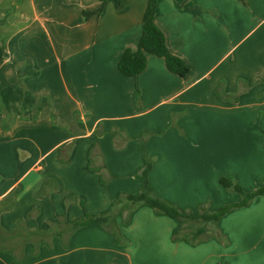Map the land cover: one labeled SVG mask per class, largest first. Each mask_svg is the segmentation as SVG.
I'll return each instance as SVG.
<instances>
[{
	"label": "crops",
	"instance_id": "obj_1",
	"mask_svg": "<svg viewBox=\"0 0 264 264\" xmlns=\"http://www.w3.org/2000/svg\"><path fill=\"white\" fill-rule=\"evenodd\" d=\"M147 4L0 0V264H264V194L221 217L227 244L174 242L178 222L147 205L115 213L118 243L112 226L70 229L136 194L144 158L156 195L192 212L239 202L222 178L264 184V0H157L189 73L147 54L127 77Z\"/></svg>",
	"mask_w": 264,
	"mask_h": 264
},
{
	"label": "trees",
	"instance_id": "obj_2",
	"mask_svg": "<svg viewBox=\"0 0 264 264\" xmlns=\"http://www.w3.org/2000/svg\"><path fill=\"white\" fill-rule=\"evenodd\" d=\"M101 1L104 2L105 0ZM114 1L118 6L120 0ZM156 7L157 0H148L137 45L134 48H126L118 60L117 69L124 76L135 77L140 74L146 67L147 54L162 58L167 70L173 74L185 77L189 73V69L183 61L172 55L167 49L165 37L155 24ZM86 16L87 14H84V17ZM2 56L3 52L0 47V60ZM151 167V160L144 158L143 168L135 174V179L140 184L136 194H120L117 201L110 206L107 214L86 216L81 220L74 221L70 224L71 231L91 224H97L103 228L112 226L113 229L110 230L115 237V243H118L121 236L116 227L115 213L126 206L129 217L137 207L147 205L156 214L165 215L178 222L179 226L172 234V241L174 242L185 240L194 246L210 238H215L217 241L227 244V240L217 226L221 217L233 209L248 205L254 198L264 194V184L256 190L245 193L235 182L222 178L219 180L220 185L226 190L238 193L242 198L240 202L228 204L215 212L207 211L206 205L199 206L196 212L183 210L156 195L148 180ZM125 222L127 223V220ZM37 235L43 234L37 233ZM13 237V234H5L0 230V250L5 249L4 244Z\"/></svg>",
	"mask_w": 264,
	"mask_h": 264
},
{
	"label": "rangeland",
	"instance_id": "obj_3",
	"mask_svg": "<svg viewBox=\"0 0 264 264\" xmlns=\"http://www.w3.org/2000/svg\"><path fill=\"white\" fill-rule=\"evenodd\" d=\"M255 190H256V189H255ZM243 192H245V193H249L250 191L247 192V191L243 190ZM237 194H238V193H237ZM238 195H239V194H238ZM241 199H242V198H241V196L239 195V202L241 201ZM221 208H222V207H221ZM206 209H208L207 206H206ZM218 210H219V209H217L216 211H218Z\"/></svg>",
	"mask_w": 264,
	"mask_h": 264
}]
</instances>
